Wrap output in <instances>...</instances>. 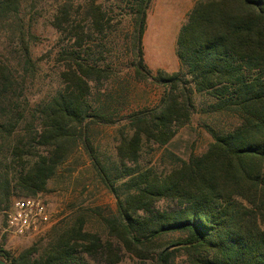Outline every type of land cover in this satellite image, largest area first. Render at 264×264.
<instances>
[{"label":"trees","instance_id":"obj_1","mask_svg":"<svg viewBox=\"0 0 264 264\" xmlns=\"http://www.w3.org/2000/svg\"><path fill=\"white\" fill-rule=\"evenodd\" d=\"M127 1L135 77L163 86V94L156 106L123 117L128 129L115 147L119 175L88 133L92 124L119 120L91 102L113 74L96 50L111 18L101 2L87 0L75 10L67 2L57 5L52 26L60 87L32 112L23 134L17 133L23 110L12 105L18 72L0 58V211L13 195L46 190L79 140L116 198V214L103 218L108 238L88 230L77 214L54 224L41 248L17 255L0 248V256L5 264H123L124 251L130 264H264V0H197L176 37L185 74L148 69L142 36L152 0ZM20 4L0 0V19L16 14ZM27 36L19 30L25 65L31 62ZM194 92L213 99L209 111L237 114L236 125L211 130L213 140L202 153L177 159L161 173L127 166L138 162L144 146L166 145L190 121Z\"/></svg>","mask_w":264,"mask_h":264},{"label":"rangeland","instance_id":"obj_2","mask_svg":"<svg viewBox=\"0 0 264 264\" xmlns=\"http://www.w3.org/2000/svg\"><path fill=\"white\" fill-rule=\"evenodd\" d=\"M97 1L104 5L111 18L107 36L96 50L106 56L113 74L93 91L91 102L103 106L106 112L119 120L115 124H92L88 133L100 158L115 176L122 170L115 147L121 132L128 129L123 117L132 111L156 106L163 94V86L150 79L135 77L130 49L131 3L127 0ZM196 1L152 0L147 11L142 49L144 61L153 74L157 70L186 73L176 55V37ZM63 2L71 4L75 10L87 0H21L16 14L0 19V58L18 72L12 105L22 109L24 117L19 121L17 133L25 132L26 125L34 121L32 112L60 87L58 66L54 62L57 34L52 20L57 5ZM20 29L28 32L26 39L31 58L28 65L23 63ZM192 100L194 108L190 121L181 126L166 145H146L138 162L126 165L138 172L151 169L161 173L176 164L177 159L202 153L213 140L211 130L226 131L238 122V116L233 112L209 111L208 106L213 99L206 94L194 92ZM120 184L121 181L116 183L119 192L123 188L119 187ZM35 196H40L47 203L51 224L36 234L12 236L4 233L6 211L12 200L24 197L13 195L0 211V248L4 251L17 255L29 246L41 248L54 224L70 220L77 214L85 216L88 230L98 232L103 240L108 238L103 218L116 214V198L98 178L79 140L71 143L67 156L48 180L46 190ZM122 253V263L130 264V256L124 251Z\"/></svg>","mask_w":264,"mask_h":264},{"label":"built area","instance_id":"obj_3","mask_svg":"<svg viewBox=\"0 0 264 264\" xmlns=\"http://www.w3.org/2000/svg\"><path fill=\"white\" fill-rule=\"evenodd\" d=\"M51 224L47 203L40 196L14 198L6 211L3 232L12 236L40 233Z\"/></svg>","mask_w":264,"mask_h":264},{"label":"crops","instance_id":"obj_4","mask_svg":"<svg viewBox=\"0 0 264 264\" xmlns=\"http://www.w3.org/2000/svg\"><path fill=\"white\" fill-rule=\"evenodd\" d=\"M0 264H5L3 258L0 256Z\"/></svg>","mask_w":264,"mask_h":264}]
</instances>
